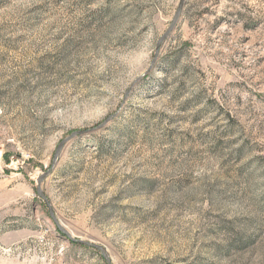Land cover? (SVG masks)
<instances>
[{
    "label": "rangeland",
    "instance_id": "374dc122",
    "mask_svg": "<svg viewBox=\"0 0 264 264\" xmlns=\"http://www.w3.org/2000/svg\"><path fill=\"white\" fill-rule=\"evenodd\" d=\"M180 1L0 0V264H264V0Z\"/></svg>",
    "mask_w": 264,
    "mask_h": 264
},
{
    "label": "water",
    "instance_id": "95a60500",
    "mask_svg": "<svg viewBox=\"0 0 264 264\" xmlns=\"http://www.w3.org/2000/svg\"><path fill=\"white\" fill-rule=\"evenodd\" d=\"M182 4H183V0L180 1V4L178 5V7H177V9H176V11H175V13H174V15H173V18H172V20H171V22H170V24H169L167 30H166V31H165V32L159 37V39L157 40V42H156V46H155V52H156V53H157V51H158V48H159V46H160L161 41H162V40H163V39H164V38L170 33V31L172 30V28L174 27V25H175L176 22L178 21V19H179V17H180V14H181V10H182ZM156 53H155V55H154V57H153V60H152L150 66H149V68H148V71L152 68V65L154 64V61H155V58H156ZM91 130H92V129L75 131V132L71 133V134H70L66 139H64L62 142H60V144L58 145V147H57V149H56V151H55V155H54V159H53V164L58 160V157H59L60 151H61V149H62L64 143H65L67 140H69V139H71V138H74V137H76V136H79V135L85 134L87 131H91ZM43 177H44V175L41 176V177L38 179V181H40ZM37 191H38V193H39V194L45 199V196H44V194H43L41 188L39 187V185L37 186ZM50 213H51V215L53 216V213L51 212V210H50ZM60 229H61V228H60ZM75 240H77V239H75ZM95 246H96L97 248H99V249L102 250V247H101L100 245H95Z\"/></svg>",
    "mask_w": 264,
    "mask_h": 264
},
{
    "label": "trees",
    "instance_id": "16d2710c",
    "mask_svg": "<svg viewBox=\"0 0 264 264\" xmlns=\"http://www.w3.org/2000/svg\"><path fill=\"white\" fill-rule=\"evenodd\" d=\"M170 63H172V62H170ZM170 63H169V64H170Z\"/></svg>",
    "mask_w": 264,
    "mask_h": 264
}]
</instances>
